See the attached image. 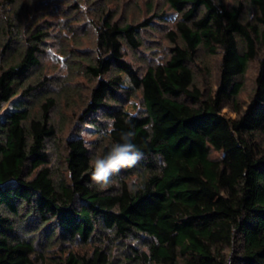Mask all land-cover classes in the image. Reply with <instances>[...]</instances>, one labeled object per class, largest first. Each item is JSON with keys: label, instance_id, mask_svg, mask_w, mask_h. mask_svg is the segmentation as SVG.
<instances>
[{"label": "trees", "instance_id": "1", "mask_svg": "<svg viewBox=\"0 0 264 264\" xmlns=\"http://www.w3.org/2000/svg\"><path fill=\"white\" fill-rule=\"evenodd\" d=\"M165 1L179 14L166 32L171 48L145 70L124 49L142 47L153 18L123 21L97 7L96 53L71 58L95 84L84 110L101 133L91 145L78 132L61 140L60 96L43 91L48 78L30 79L42 63L43 24L19 44L25 6L0 0V111L14 102L0 115V264H38L48 251L55 264H264V57L247 108L240 99L264 49V0H247L252 16L242 2ZM31 12L39 21L40 10ZM219 49L214 95L198 64ZM137 92L142 108L131 116L124 104ZM102 118L114 125L110 136ZM129 131L142 159L97 186L91 161Z\"/></svg>", "mask_w": 264, "mask_h": 264}, {"label": "rangeland", "instance_id": "2", "mask_svg": "<svg viewBox=\"0 0 264 264\" xmlns=\"http://www.w3.org/2000/svg\"><path fill=\"white\" fill-rule=\"evenodd\" d=\"M19 1L23 4L21 6H25L20 12L22 23L19 22L17 27L19 32H21L19 36L22 39L19 44L23 45L32 28L41 23L43 25L40 27L45 28L48 33L42 45V63L38 69L32 72L30 79H35L34 77L38 74L42 79L48 78L43 91L60 96L61 105L59 111L56 112V120L61 140L78 132L92 145L101 133L96 131L92 125L85 123L84 110L86 102L89 100L91 87L95 84L81 70L74 67L75 65L72 64L71 58L75 55L76 58L83 59L86 55L89 56L96 53V26L101 23L97 7L105 3V6H107L106 11H112L116 15V18L119 20L122 19L123 21H142L147 18H153V25L150 24V26L141 31L142 47L139 49L126 47L124 49L126 58L142 70H145L149 64H156L167 58L171 48V42L167 38L166 32L175 27V22L179 18V14L172 10L165 0ZM223 1L229 5L242 2L245 5L246 14L248 16L254 14L247 0ZM8 5L10 4L6 3V6ZM33 9L35 11L40 10L37 14L39 21L32 20L34 14L31 11ZM156 12H163L165 21L155 17ZM177 15L178 18H176ZM1 37L0 35V46H2V41H5ZM222 56V49H219L216 55H209L202 52L200 64H198L207 66L205 67L206 71L204 75L199 77V82L203 87L213 88L214 95L221 81ZM262 57H264V49H260L258 56L250 62L248 71L244 77L245 84L240 94V99L244 104L251 102V96L254 93L257 77L260 73V61ZM125 80L126 84L130 83L127 75H125ZM43 91H40V94ZM68 93H70L71 97L69 100L67 99L68 96H66ZM141 100V95L137 92L135 96L125 101L124 108L130 113H138L142 108ZM35 102V100L32 101L34 105L37 104ZM246 104L244 108L248 107ZM2 107L0 115L5 110L13 109L14 102L4 103ZM224 113L229 116H234V113L229 112L228 108L224 109ZM100 117H102V114H100ZM102 119L104 120L105 118ZM105 120L104 122L106 124L110 123L109 118ZM93 150L95 154L96 149ZM53 255L54 252L48 251V255L44 256L43 260L39 261L38 264H55V260L52 258Z\"/></svg>", "mask_w": 264, "mask_h": 264}, {"label": "clouds", "instance_id": "3", "mask_svg": "<svg viewBox=\"0 0 264 264\" xmlns=\"http://www.w3.org/2000/svg\"><path fill=\"white\" fill-rule=\"evenodd\" d=\"M178 18V15L177 17ZM131 116L136 115L135 112L130 113ZM114 131L113 123H109L106 131L102 133L103 136H110ZM134 133L129 131L121 134L122 142H114L109 147L105 154L97 155L92 161L91 180L97 186L105 188L113 183V173H119L121 169L134 168L140 159L142 153L137 149V146L132 143ZM90 147V146H89ZM135 181L129 183V191H135Z\"/></svg>", "mask_w": 264, "mask_h": 264}]
</instances>
